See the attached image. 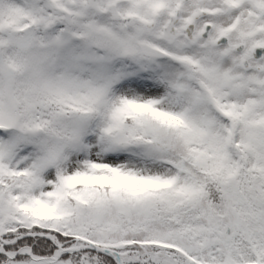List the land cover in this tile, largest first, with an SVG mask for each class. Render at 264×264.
<instances>
[{
    "label": "snow or ice",
    "instance_id": "6c2138e0",
    "mask_svg": "<svg viewBox=\"0 0 264 264\" xmlns=\"http://www.w3.org/2000/svg\"><path fill=\"white\" fill-rule=\"evenodd\" d=\"M0 264H264V0H0Z\"/></svg>",
    "mask_w": 264,
    "mask_h": 264
}]
</instances>
